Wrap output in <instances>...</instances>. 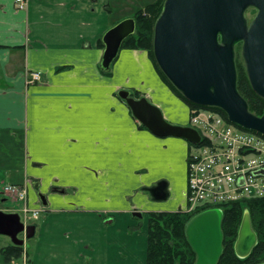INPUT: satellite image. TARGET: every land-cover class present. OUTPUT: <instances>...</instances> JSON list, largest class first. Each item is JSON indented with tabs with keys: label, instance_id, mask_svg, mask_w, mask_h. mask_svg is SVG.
<instances>
[{
	"label": "crops",
	"instance_id": "1",
	"mask_svg": "<svg viewBox=\"0 0 264 264\" xmlns=\"http://www.w3.org/2000/svg\"><path fill=\"white\" fill-rule=\"evenodd\" d=\"M120 3L0 0V185L26 184L28 205L42 210L27 264H146L148 221L139 229L137 219L187 205L182 167L166 157L182 142L141 127L118 92L147 96L179 125L189 105L145 50L121 48L101 68L104 34L129 17ZM31 71L42 79L28 83ZM162 182L167 195L156 198ZM5 197L0 210L17 213Z\"/></svg>",
	"mask_w": 264,
	"mask_h": 264
},
{
	"label": "water",
	"instance_id": "2",
	"mask_svg": "<svg viewBox=\"0 0 264 264\" xmlns=\"http://www.w3.org/2000/svg\"><path fill=\"white\" fill-rule=\"evenodd\" d=\"M257 10L249 21L247 11ZM136 32L133 17L112 26L103 36L105 49L101 68L110 71L124 40ZM241 55L253 90L264 99V0H165L154 25L153 51L160 69L183 98L203 108H218L228 120L244 129L264 135V114L250 110L238 89L236 47ZM118 95L133 116L158 137L183 138L198 144L201 137L188 125L171 123L162 109L147 96L136 98L122 89ZM163 182L152 189L156 198L167 195ZM47 205L44 195H39ZM135 215L142 217L140 212ZM223 212L207 209L194 215L186 225L187 240L196 254L195 264H218L223 252ZM36 226H27L18 213L0 210V235L8 236L14 245L35 235ZM258 243L249 211H245L234 251L247 257ZM264 264V262L260 263Z\"/></svg>",
	"mask_w": 264,
	"mask_h": 264
},
{
	"label": "built area",
	"instance_id": "3",
	"mask_svg": "<svg viewBox=\"0 0 264 264\" xmlns=\"http://www.w3.org/2000/svg\"><path fill=\"white\" fill-rule=\"evenodd\" d=\"M16 1L19 7L26 5V0ZM41 79L40 71H31L27 82ZM190 123L201 140L193 144L195 152L188 156L184 211L214 208L224 214L229 204L264 198V135L230 122L221 112L211 108L191 109ZM2 185L12 202L22 204L18 212L25 226L30 220L39 218L42 210L28 205L26 184L3 181ZM23 249L27 263L26 242Z\"/></svg>",
	"mask_w": 264,
	"mask_h": 264
},
{
	"label": "trees",
	"instance_id": "4",
	"mask_svg": "<svg viewBox=\"0 0 264 264\" xmlns=\"http://www.w3.org/2000/svg\"><path fill=\"white\" fill-rule=\"evenodd\" d=\"M165 0H155L138 9L132 16L136 22V32L128 36L122 48L141 49L148 52L150 59L163 80L191 109L201 108L183 98L180 92L173 86L156 62L153 51L154 25L160 15ZM238 57L236 66L238 72V89L249 103L250 110L256 115L264 114V99L252 88L241 55V44L237 45ZM237 56V55H236ZM136 97L141 96L139 92L132 93ZM222 113L228 120L225 113ZM141 127H145L141 124ZM249 210L254 230L258 236V243L252 252L245 258H240L234 251V243L238 236L239 227L245 210ZM203 209L191 212L178 211H151L148 214L147 223V256L146 264H195L196 254L190 246L185 228L189 220ZM141 224L138 228L140 229ZM224 234L223 252L218 264H260L264 262V198L244 200L229 204L224 209L222 221ZM22 247L14 244L1 248L4 264L19 258Z\"/></svg>",
	"mask_w": 264,
	"mask_h": 264
},
{
	"label": "rangeland",
	"instance_id": "5",
	"mask_svg": "<svg viewBox=\"0 0 264 264\" xmlns=\"http://www.w3.org/2000/svg\"><path fill=\"white\" fill-rule=\"evenodd\" d=\"M131 2V1H134V0H121V3H120V7H123L124 9H122L120 12L124 14V16H129V17H132L134 15V13L140 9V8H143L147 3H150V2H154L155 0H137L134 4L135 5H138L136 8H135V11L131 12V7L130 5H128L127 2ZM257 13V10L255 8H250L248 11H247V17L249 19V21H251L254 16L256 15ZM128 17V18H129ZM126 18V17H125ZM124 18V19H125ZM123 20V19H122ZM148 53V52H147ZM236 57H238V50L236 52ZM149 56V54H148ZM150 58V57H149ZM152 61V60H151ZM153 62V61H152ZM154 64V63H153ZM155 66V64H154ZM156 68V67H155ZM158 71V70H157ZM159 73V72H158ZM160 75V74H159ZM161 77V75H160ZM162 78V77H161ZM163 79V78H162ZM165 82V81H164ZM166 83V82H165ZM167 84V83H166ZM168 85V84H167ZM125 90H128L130 91L131 93H134L132 92V88L128 87V86H125ZM141 95V94H140ZM173 103V101L171 102ZM173 107V106H172ZM178 107V106H177ZM174 108V107H173ZM171 123L173 124H176L174 123L170 118H167ZM185 123H187L188 125H191L190 123V115H188V119L185 121ZM179 125V124H178ZM169 138H172V140H180L182 142V144H178V146H172L171 147V150H170V153L171 155H168L166 154V157H172L171 158V161H169L171 163V166L173 168V166H175L177 169L179 167H182V173L184 174V178L187 180V170H188V156H189V153L191 152H195V147L193 144H191L190 142H188L187 140L183 139V138H177V137H168L166 138V140H168ZM185 171H186V175H185ZM0 191L2 192L3 191V185L1 184L0 185ZM5 201V205L6 206H11V205H14L15 208H20L21 207V203H14V202H11L10 199L8 200L7 197L4 198ZM4 206V204H2ZM17 213L20 215V212L17 211ZM42 214V212H40V215ZM39 215V216H40ZM144 219V220H143ZM141 226L143 223H146L148 221V219L146 217L144 218H138L137 219ZM31 223L29 224H32L33 222H35V219L34 220H30ZM28 224V225H29ZM147 224V223H146ZM141 229V227H140ZM129 230H132L131 228H129ZM20 237H22V235H20ZM24 240H25V237H23ZM5 242H8L10 243L11 242V239L8 237V236H2L0 235V248L2 246L5 245ZM25 258L21 259L20 258H15L14 260H11L10 263L11 264H27L25 263ZM28 260V258H27ZM23 262V263H22ZM0 264H3V257L0 253Z\"/></svg>",
	"mask_w": 264,
	"mask_h": 264
},
{
	"label": "flooded vegetation",
	"instance_id": "6",
	"mask_svg": "<svg viewBox=\"0 0 264 264\" xmlns=\"http://www.w3.org/2000/svg\"><path fill=\"white\" fill-rule=\"evenodd\" d=\"M132 96L136 97L135 94H134V95L132 94ZM139 97H140V96H139ZM136 98H138V97H136ZM20 235H22V237H20ZM19 237H20L21 239H24V238H23V237H24V233L21 232V233L19 234ZM11 244H13V243H11ZM21 247H22V249H23V245H21ZM23 250H24V249H23ZM23 250H22L21 256L19 257L20 259H21V257H22V259H23ZM26 254L28 255V249H27ZM13 260H14V259H13Z\"/></svg>",
	"mask_w": 264,
	"mask_h": 264
}]
</instances>
